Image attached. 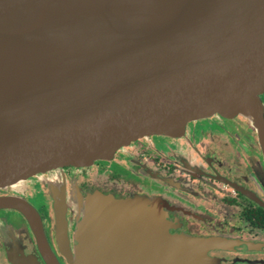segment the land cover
I'll return each instance as SVG.
<instances>
[{
    "label": "water",
    "instance_id": "95a60500",
    "mask_svg": "<svg viewBox=\"0 0 264 264\" xmlns=\"http://www.w3.org/2000/svg\"><path fill=\"white\" fill-rule=\"evenodd\" d=\"M263 91L264 0H0V189L243 108L264 150ZM2 207L60 264L32 204ZM82 210L75 252L61 245L75 264H213L233 242L171 233L157 198L97 193Z\"/></svg>",
    "mask_w": 264,
    "mask_h": 264
},
{
    "label": "flooded vegetation",
    "instance_id": "af4514ba",
    "mask_svg": "<svg viewBox=\"0 0 264 264\" xmlns=\"http://www.w3.org/2000/svg\"><path fill=\"white\" fill-rule=\"evenodd\" d=\"M260 97L264 107V91ZM214 125L218 129L211 131ZM155 136L160 135L124 145L110 159L34 175L15 188L0 189V196H19L35 207L60 264H75L63 247L75 252L82 207L97 193L154 196L167 213L171 233L233 241L204 253L213 264H264V150L253 124L242 114L215 113L191 122L179 137L163 135L165 151L140 143ZM35 177L42 182L37 190L26 186ZM5 214L9 220L0 218V264H49L26 216L0 208Z\"/></svg>",
    "mask_w": 264,
    "mask_h": 264
},
{
    "label": "rangeland",
    "instance_id": "374dc122",
    "mask_svg": "<svg viewBox=\"0 0 264 264\" xmlns=\"http://www.w3.org/2000/svg\"><path fill=\"white\" fill-rule=\"evenodd\" d=\"M244 116V115H243ZM246 117V116H245ZM247 118V117H246ZM248 119V118H247ZM249 120V119H248ZM250 121V120H249ZM216 129H218L217 127H216V125H214V126H212L211 127V131L212 130H216ZM178 140V139H177ZM165 141H166V139H165V136H163V135H160V136H155V137H153V140H149L148 138H144L142 141H140V143H143L145 146H147V147H150L151 145H155L158 149H161V150H163V151H165V149H166V146H165ZM138 143V142H137ZM27 184H28V186H29V188L30 187H32V188H35V190H37V189H39L40 188V186H41V184H42V182L38 179V177H35V178H32V179H30V180H28V182L26 183V186H27ZM106 195H108V194H106ZM114 196V195H113ZM138 196H141V197H149V198H152V199H154V198H156V197H154V196H147V195H138ZM116 197V196H115ZM118 198V197H117ZM127 198H130V197H127ZM37 203H38V199H36L35 200ZM8 217H9V215L8 214H5V215H0V218H3V220L4 221H6V220H9L8 219ZM6 219V220H5ZM77 228V227H76ZM5 230H7V228L5 229ZM76 231L77 230H75V234H76ZM210 258V257H209ZM211 259V258H210Z\"/></svg>",
    "mask_w": 264,
    "mask_h": 264
},
{
    "label": "bare ground",
    "instance_id": "6f19581e",
    "mask_svg": "<svg viewBox=\"0 0 264 264\" xmlns=\"http://www.w3.org/2000/svg\"><path fill=\"white\" fill-rule=\"evenodd\" d=\"M242 114L249 117V118H252L254 116V112L251 111L250 109L248 108H243L242 109Z\"/></svg>",
    "mask_w": 264,
    "mask_h": 264
}]
</instances>
